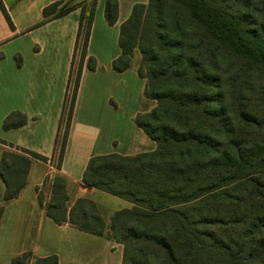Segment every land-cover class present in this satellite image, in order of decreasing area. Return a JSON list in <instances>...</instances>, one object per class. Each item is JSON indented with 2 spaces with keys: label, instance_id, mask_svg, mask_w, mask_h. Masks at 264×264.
<instances>
[{
  "label": "trees",
  "instance_id": "16d2710c",
  "mask_svg": "<svg viewBox=\"0 0 264 264\" xmlns=\"http://www.w3.org/2000/svg\"><path fill=\"white\" fill-rule=\"evenodd\" d=\"M96 0L82 14L55 141L61 169L80 84ZM77 5L56 1L42 10L43 23ZM0 9L14 28L4 3ZM104 16L118 21L117 0ZM81 44L80 61L76 56ZM120 55L112 69L128 70L136 51L144 97L155 102L138 113L136 126L156 143L153 151L91 157L81 186L129 201L110 216L107 236L123 246L122 264H264V0H148L135 4L119 28ZM86 67L95 71L89 56ZM73 84L70 97L69 87ZM20 111L3 120L5 131L24 126ZM4 152V199L27 184L32 160L49 158L14 147ZM49 200L38 203L56 225L103 236L97 205L78 198L69 206L67 181L45 180ZM3 206L0 207V217ZM2 264V263H0ZM9 264H59L56 255L25 252Z\"/></svg>",
  "mask_w": 264,
  "mask_h": 264
},
{
  "label": "crops",
  "instance_id": "0c3cea01",
  "mask_svg": "<svg viewBox=\"0 0 264 264\" xmlns=\"http://www.w3.org/2000/svg\"><path fill=\"white\" fill-rule=\"evenodd\" d=\"M2 1L14 28H10L0 9V121L2 114L6 117L13 111H20L27 116V122L16 129H3V137L0 133L5 141L3 149L0 146V164L3 153L11 150L10 144L49 158L48 162L31 161L27 184L15 199H4L5 183L0 177L3 206L0 246L4 255L10 261L25 252H31L34 257L56 255L59 264H122L123 246L110 239L107 232L110 216L116 211L131 208L132 204L98 189L83 188L81 178L88 160L93 156L111 153L136 155L156 148V143L137 127L139 132L128 150L118 152L116 146L119 142L114 134L119 115L117 93H103L102 106L97 105L96 95L100 88H109V79L125 74L131 68L121 73L112 69V62L120 55V48L118 53L113 41L119 39L120 25L129 17L133 6L146 4L148 0H117L118 21L113 26L107 23L104 16L106 0H96L87 54L97 60V68L90 71L86 65L83 67L60 170L56 168L55 141L79 21L82 14L85 17L89 14L88 5L92 0ZM56 1L72 2L77 8L65 16L43 23V8ZM36 31L48 32L49 35L40 40L38 36L32 37ZM95 43L101 46L100 49H104L103 45L107 50L109 45L112 47L109 53L100 54L94 49ZM101 59L105 62H100ZM137 65L136 58V69ZM88 75L93 78L94 84L84 94L83 107L80 109ZM75 128L81 129V139L77 143L79 148L72 153L71 138ZM54 175H61L67 181L69 206L81 197L97 205L107 225L103 236L82 232L70 224L58 226L47 217L44 208L38 203L36 188L49 195L45 180ZM1 260L0 263L5 264Z\"/></svg>",
  "mask_w": 264,
  "mask_h": 264
},
{
  "label": "rangeland",
  "instance_id": "374dc122",
  "mask_svg": "<svg viewBox=\"0 0 264 264\" xmlns=\"http://www.w3.org/2000/svg\"><path fill=\"white\" fill-rule=\"evenodd\" d=\"M68 3L71 4L72 2H68ZM88 8L90 11L91 10V4L88 5ZM121 12L123 13V11H121ZM122 17H124V15ZM48 35H49L48 32L46 33V32H42V31H40V32L36 31L32 37L38 36L40 38V40H44L45 36H48ZM32 37H29L28 39H31ZM113 43L115 44V49H117L118 53H119L118 40L116 39L115 41H113ZM81 44H82V42H80V48H79L78 54L76 56V67L80 61V54H81V49H82ZM103 47H104V49H100L101 46H99L98 43L94 44V49H96V51L100 54L109 53L108 51H110L112 46L109 45V47H110L109 50H107L104 45H103ZM88 57L89 56L87 54V57L84 60V65L87 63ZM136 58L138 59V63H139L140 54L138 51H136L134 53L132 66L125 74L115 75L114 78L109 79V81H108V87L109 88H107L105 90L100 88V90L96 91L97 100H98L97 105L98 106H102V96L104 95L103 93H107L108 91H111L112 93H117L118 100L116 102L119 105V107H118L119 108V110H118L119 115H118L117 123L115 125L116 127L114 129V134H115V137L117 136L116 138L119 142L118 145L116 146V148H117L116 150H118V152H120V153L126 152V150H128L127 148L131 145V142H133L134 138L137 136V133L139 132V130L135 124L136 115L138 113H144L146 111L151 110L155 104L154 101L148 100L147 98L144 97L145 81L143 79H141L137 74ZM102 59H105V58H102ZM100 62H105V61L102 60ZM108 63H109V61H107V64ZM100 64H102V63H100ZM102 71L104 72V70H102ZM89 75L85 78L83 96H82L81 101H80V109H82V107H83L84 94L87 93V90L90 87H93V84H94L93 78ZM67 84H68V81L66 83V87H67ZM72 91H73V84L71 83V85L69 87L70 97L72 95ZM3 116H4V114H2V121H0V133L2 132V137L4 134L2 124H3V120L5 118ZM2 137H0V146L3 149V145L5 144V141L3 140ZM68 138H69V136H68ZM80 139H81V129L75 128L73 131L72 138H71L72 153L76 149L79 148L77 143L80 141ZM0 186H2L1 180H0ZM42 195L44 198V202L47 203L50 195H48V194L46 195V193H44V192H42ZM1 200H2V193L0 190V202H1ZM1 206H2V202L0 204V207ZM0 258H2L1 261L5 264L6 263L9 264L11 262L10 261L11 259L8 260V257H6L4 255V252H3V249L1 248V246H0Z\"/></svg>",
  "mask_w": 264,
  "mask_h": 264
}]
</instances>
